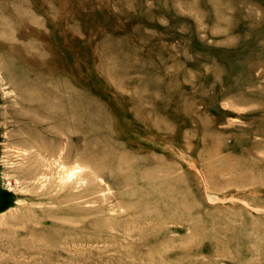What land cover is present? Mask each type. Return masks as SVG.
I'll return each mask as SVG.
<instances>
[{"label": "rangeland", "instance_id": "rangeland-1", "mask_svg": "<svg viewBox=\"0 0 264 264\" xmlns=\"http://www.w3.org/2000/svg\"><path fill=\"white\" fill-rule=\"evenodd\" d=\"M0 264H264V0H0Z\"/></svg>", "mask_w": 264, "mask_h": 264}, {"label": "bare ground", "instance_id": "bare-ground-1", "mask_svg": "<svg viewBox=\"0 0 264 264\" xmlns=\"http://www.w3.org/2000/svg\"><path fill=\"white\" fill-rule=\"evenodd\" d=\"M215 1H217V0H215ZM235 1H237V0H235ZM216 3H218V2H216ZM220 3V2H219ZM222 4H223V2H221ZM225 4V3H224ZM229 5H231V4H229ZM234 6V5H233ZM231 7V6H230ZM250 25V24H249ZM37 94H39L40 96L42 95V92H39V93H37ZM53 94V93H52ZM44 96H45V94H44ZM53 96V95H52ZM35 111V110H34ZM56 114L55 113H53V114H51L50 116L53 118V116H55ZM32 116V115H31ZM74 150V149H73ZM78 151V150H77ZM74 153V152H73ZM100 155H98V157H99ZM103 157V156H102ZM101 157V158H102ZM104 158V157H103ZM164 205V204H163ZM165 210V209H164Z\"/></svg>", "mask_w": 264, "mask_h": 264}]
</instances>
